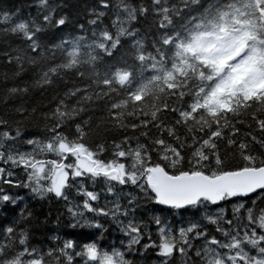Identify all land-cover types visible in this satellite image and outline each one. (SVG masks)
<instances>
[{"label": "snow or ice", "instance_id": "obj_1", "mask_svg": "<svg viewBox=\"0 0 264 264\" xmlns=\"http://www.w3.org/2000/svg\"><path fill=\"white\" fill-rule=\"evenodd\" d=\"M0 213V264H264V0H0Z\"/></svg>", "mask_w": 264, "mask_h": 264}, {"label": "trees", "instance_id": "obj_2", "mask_svg": "<svg viewBox=\"0 0 264 264\" xmlns=\"http://www.w3.org/2000/svg\"><path fill=\"white\" fill-rule=\"evenodd\" d=\"M4 2L7 3V4H13V3H20L21 0H4ZM21 194L22 195H27V193L23 192V191L21 192ZM44 207H45V209H47L49 207V204L47 202H45ZM36 208H37V210H39L40 205H36ZM3 215H4V213H0V216H3ZM111 240H112V237H109V241L110 242H111Z\"/></svg>", "mask_w": 264, "mask_h": 264}]
</instances>
